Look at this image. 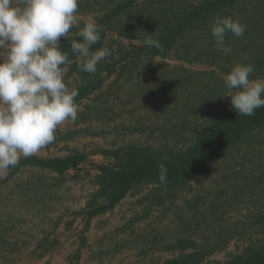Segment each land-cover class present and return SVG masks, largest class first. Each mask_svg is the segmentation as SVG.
I'll use <instances>...</instances> for the list:
<instances>
[{"label": "rangeland", "instance_id": "374dc122", "mask_svg": "<svg viewBox=\"0 0 264 264\" xmlns=\"http://www.w3.org/2000/svg\"><path fill=\"white\" fill-rule=\"evenodd\" d=\"M104 3L105 0H78L79 25L75 28L95 20ZM73 28L68 37L74 35ZM143 44L140 39L119 37L107 31L103 47L111 54L105 59L118 62L123 52ZM142 58L150 61L143 66ZM121 63L122 66L117 63L116 72L104 80L100 89L77 104L76 121L68 120L72 124L58 126L55 140L49 144L52 148L49 157L64 156L77 149L86 154L85 159L62 174L36 166L26 171L27 175L3 181L0 187V264L20 256L13 253L18 249L17 244L33 240L42 225L46 226L59 214L74 213L82 208L79 203L83 200L88 203L91 193L97 189V166L109 161L103 150L126 144H168L182 148L198 128L212 118L217 105L225 104L230 98L225 96L222 81L225 74L214 64L187 63L171 55L141 56ZM64 78L66 86L73 89L74 76ZM239 152L237 155L234 149L223 151L206 176L192 180L188 189L174 191V199L162 200L164 190L153 195L150 192L154 191L153 184L126 194L109 212V221H123L124 229L117 226L110 232L116 236L112 241L116 250L126 245L127 237V241L132 240L144 251L142 261L138 262L160 264L179 254L172 243L183 238L195 241L205 254L201 264H216L245 245L249 238L258 239L262 235L261 228L258 224L252 225V212L256 209L254 194L239 197L233 207L224 203L232 196L231 188L241 185L243 172L251 169L250 166L255 167L254 151L249 152L251 162H245L244 166L239 163L244 157L242 151ZM261 164L264 166V161ZM158 199L162 204L155 203ZM25 201L30 204H24ZM212 203L220 206L215 223L211 220ZM39 221L43 224L39 225ZM247 223L250 226L244 231L246 235L236 233L224 242V232L241 231V224L246 226ZM120 233L127 236L119 238ZM191 251L190 248L186 252ZM148 258L152 262H146Z\"/></svg>", "mask_w": 264, "mask_h": 264}, {"label": "trees", "instance_id": "16d2710c", "mask_svg": "<svg viewBox=\"0 0 264 264\" xmlns=\"http://www.w3.org/2000/svg\"><path fill=\"white\" fill-rule=\"evenodd\" d=\"M194 1L105 0L100 15L95 18V22L101 27V40L92 46L91 51L103 47L107 31H113L119 37L140 39L143 43L151 34L160 41L164 50L161 52L143 44L140 48L123 52L118 62L110 60L111 58L105 59L98 64L95 74L80 71V59L70 49L71 41L81 39L77 33L84 25L74 27L73 36L61 38L60 48L69 55V63L61 67L67 68L66 77L74 76L76 80L73 87L78 91L76 104L100 89L104 80L116 72L117 63L122 66L121 62L126 64L129 59L141 56L151 58L171 55L187 63L214 64L223 74H227L237 63H252L255 68L250 78H264V0ZM217 15L231 16L247 25L242 38L226 34L225 42L231 49L228 54L216 49L211 35L210 25ZM225 90L227 93L226 87ZM232 149L237 151V155L242 151L241 156L244 157L239 161L241 166L245 162H251L248 158L251 151L256 155V162L255 167L250 166L251 169L243 172L241 185L236 184L231 188L232 196L227 197L224 203L233 207L239 197L254 194L256 209L252 212V225L258 224L262 235L258 239L249 238L245 245L216 264H264V166L261 164L264 161V107L256 109L253 116H242L231 107L229 98L225 104L217 105L212 118L198 128L187 145L179 149L168 144H126L103 150L102 153L109 161L97 166V189L91 193L85 212L91 216L110 210L126 194L136 193L146 184L154 185V191H150L153 195L164 190L162 200L174 199V191L188 189L192 180L206 176L222 152ZM85 157L84 152L73 149L64 156L45 158L32 155L22 158L16 167L33 165L62 174L76 167ZM160 164L167 169L165 183L159 181ZM157 198L160 196L157 195ZM155 203L162 204V201L158 199ZM210 208L211 220L215 223L220 206L212 203ZM248 223L246 226L241 224V231L224 232V242L236 233L243 232L246 235L244 231L250 226ZM248 237H251L250 234ZM216 242L214 239V246ZM172 248L177 249L179 254L160 264H201L205 255L195 241L190 239L178 238L172 243ZM190 248L192 251L186 252Z\"/></svg>", "mask_w": 264, "mask_h": 264}, {"label": "clouds", "instance_id": "9594fccd", "mask_svg": "<svg viewBox=\"0 0 264 264\" xmlns=\"http://www.w3.org/2000/svg\"><path fill=\"white\" fill-rule=\"evenodd\" d=\"M78 0H0V177L55 140L58 126L75 122L78 91L63 81L62 67L69 55L60 48V39L79 25ZM247 25L231 16L214 17L210 31L215 47L223 54L231 49L225 36L242 38ZM101 27L88 20L79 29V41L70 49L82 72L95 74L99 63L111 53L107 47L94 52ZM144 45L163 51L151 34ZM143 59V66L150 60ZM254 64H235L223 76L231 107L242 116H253L264 107V79H251ZM159 181H167V169L159 165Z\"/></svg>", "mask_w": 264, "mask_h": 264}, {"label": "crops", "instance_id": "0c3cea01", "mask_svg": "<svg viewBox=\"0 0 264 264\" xmlns=\"http://www.w3.org/2000/svg\"><path fill=\"white\" fill-rule=\"evenodd\" d=\"M62 70L63 81L66 82L64 77L67 68L64 67ZM66 124L72 123L65 121L62 125ZM51 150L52 148L47 145L34 156L47 158L51 155ZM34 167L36 166L21 165L10 168L5 176L0 177V187L3 186V181H12L19 175H27L26 171H31ZM29 201H25L24 204L29 205ZM79 205L82 208L74 213L59 214L49 223H44L46 226H41V232L36 234L33 240L17 244L18 249L13 253L20 256L5 264H141L138 260L142 261L144 251L135 246L132 240L127 241L126 237V245L121 250L114 247L112 241L116 236L110 232L117 226L121 229L123 221L117 223L109 221L111 216L109 212L112 209L102 214L88 216L83 209L87 201L83 200ZM114 211L116 209H113ZM38 224L43 222L39 221ZM123 236L127 235L122 233L118 235L119 238ZM146 262H152L151 258Z\"/></svg>", "mask_w": 264, "mask_h": 264}]
</instances>
